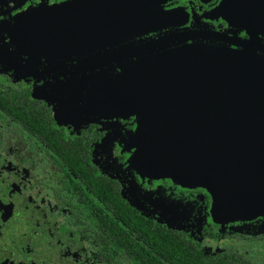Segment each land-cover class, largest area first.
Masks as SVG:
<instances>
[{
  "label": "flooded vegetation",
  "instance_id": "1",
  "mask_svg": "<svg viewBox=\"0 0 264 264\" xmlns=\"http://www.w3.org/2000/svg\"><path fill=\"white\" fill-rule=\"evenodd\" d=\"M77 1L0 0V264H149L168 235L203 260L264 261V204L217 221L209 191L137 166L136 114H96L97 83L144 59L191 46L264 56V0H118L137 33L55 43L42 26L58 9L78 17Z\"/></svg>",
  "mask_w": 264,
  "mask_h": 264
},
{
  "label": "water",
  "instance_id": "2",
  "mask_svg": "<svg viewBox=\"0 0 264 264\" xmlns=\"http://www.w3.org/2000/svg\"><path fill=\"white\" fill-rule=\"evenodd\" d=\"M74 4L78 17L69 10L61 15L70 8L58 9L53 13L59 18L42 26L43 33L59 35L55 43H110L135 32L128 31L133 7L125 3ZM96 114H136L137 166L209 191L217 221L244 220L261 211L264 56L254 50L191 46L144 59L97 83Z\"/></svg>",
  "mask_w": 264,
  "mask_h": 264
},
{
  "label": "trees",
  "instance_id": "3",
  "mask_svg": "<svg viewBox=\"0 0 264 264\" xmlns=\"http://www.w3.org/2000/svg\"><path fill=\"white\" fill-rule=\"evenodd\" d=\"M179 240L172 236L163 238V241L154 249L155 259L148 256L149 264H264L263 260H255L249 256L240 255L229 249L226 255L202 259L200 252L193 247L178 244ZM159 247V248H158ZM151 255L152 252H149ZM158 254V255H157ZM158 258V259H157ZM263 258V257H262ZM161 260V261H160Z\"/></svg>",
  "mask_w": 264,
  "mask_h": 264
},
{
  "label": "snow or ice",
  "instance_id": "4",
  "mask_svg": "<svg viewBox=\"0 0 264 264\" xmlns=\"http://www.w3.org/2000/svg\"><path fill=\"white\" fill-rule=\"evenodd\" d=\"M37 2H39V0H37Z\"/></svg>",
  "mask_w": 264,
  "mask_h": 264
},
{
  "label": "rangeland",
  "instance_id": "5",
  "mask_svg": "<svg viewBox=\"0 0 264 264\" xmlns=\"http://www.w3.org/2000/svg\"><path fill=\"white\" fill-rule=\"evenodd\" d=\"M247 248V247H246ZM246 251V250H245Z\"/></svg>",
  "mask_w": 264,
  "mask_h": 264
}]
</instances>
